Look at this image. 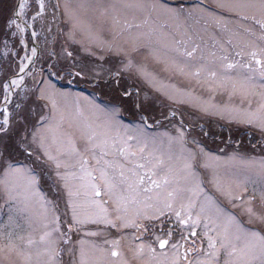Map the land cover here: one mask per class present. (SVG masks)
Masks as SVG:
<instances>
[{"label":"snow or ice","instance_id":"6c2138e0","mask_svg":"<svg viewBox=\"0 0 264 264\" xmlns=\"http://www.w3.org/2000/svg\"><path fill=\"white\" fill-rule=\"evenodd\" d=\"M0 264H264V0H0Z\"/></svg>","mask_w":264,"mask_h":264},{"label":"rangeland","instance_id":"374dc122","mask_svg":"<svg viewBox=\"0 0 264 264\" xmlns=\"http://www.w3.org/2000/svg\"><path fill=\"white\" fill-rule=\"evenodd\" d=\"M81 87H83V91H82V92H81V91H78V90H75L74 88H72L71 90H72V91H76V92H81L83 95H90V90H89V89H87V88L84 87V86H81ZM81 87H78L77 89H80ZM124 123H125L126 125L131 126L130 118L127 117V116H125V117H124Z\"/></svg>","mask_w":264,"mask_h":264}]
</instances>
